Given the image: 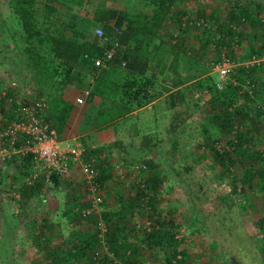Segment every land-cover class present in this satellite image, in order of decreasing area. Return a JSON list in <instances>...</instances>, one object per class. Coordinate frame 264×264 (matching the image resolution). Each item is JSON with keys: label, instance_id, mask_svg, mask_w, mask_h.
Returning a JSON list of instances; mask_svg holds the SVG:
<instances>
[{"label": "trees", "instance_id": "16d2710c", "mask_svg": "<svg viewBox=\"0 0 264 264\" xmlns=\"http://www.w3.org/2000/svg\"><path fill=\"white\" fill-rule=\"evenodd\" d=\"M86 1L11 0L13 18L21 31L13 36L14 47L26 62L30 80L39 91L37 96H49V100L45 98L50 107L47 121L58 134L61 136L64 132L72 110V105L59 96V91H64L67 87L79 90L84 87V79L77 73L82 64H91L94 69L89 84L87 100L90 109L86 120H90V114L96 111V123L93 122L90 127L107 129L133 113L135 106L142 108L154 101L152 90L157 81L167 70L176 71V66L181 60L183 37L193 31L203 52L212 46L216 50L229 51L226 56L236 65L232 73L234 81L227 82L222 89L213 77L198 81L199 88H206L200 100L205 98L211 107V111L202 119L200 125L202 139L198 148L200 150L208 147L211 158L232 178L235 185L241 187V192L249 189L254 194L258 192L264 196V110L261 111L260 107L255 105L256 100L264 95V79L259 75V71L264 74V63L246 66L254 58L261 60L264 57V19L258 17L259 7L256 2L228 0V12L224 19L219 12L196 19L190 13L188 4L201 0H134V5L137 6L131 10L106 7V4L102 3L105 0H101V3L93 8L95 11L92 20L74 14L71 19L65 20L66 26H63L64 22H57V19L62 15L66 16L67 12L78 13L83 10L90 14L92 5ZM62 7L65 11H62ZM93 27L101 28L110 38L114 36V29L120 28V42L115 43L111 39L112 42L105 43L97 39L95 34L94 39H91ZM166 28L176 34L164 33ZM177 34L180 35L179 40ZM248 36L251 38L248 53L238 63L233 62L236 59L233 55L235 46L242 45ZM109 48L116 50V56L108 67L101 71L95 67L93 60L101 58ZM195 77L196 75L193 79ZM171 78V83L165 90L170 93V103L177 112L178 107L186 102L183 90L186 81L179 75ZM53 84L58 88L56 87L57 93L51 95L47 88ZM245 86L247 89L243 90ZM6 94L4 99L0 100V108L9 124L16 120L15 111L21 103L17 101L14 92L8 91ZM9 98L14 102L12 107L6 110L3 106ZM241 100L244 101L241 103ZM96 105L98 107H95ZM178 126L176 122H171L167 129L168 134L164 137L172 143L174 153L178 151L180 142L175 130ZM22 141L23 138L18 140L17 148L24 146ZM159 144L154 143L152 137L145 136L136 148V151L142 153L141 158H144L149 167V176L135 186V195L122 196L118 210L104 215L108 224L112 222L106 232L105 244L110 246L117 259L106 257L99 264H142L141 258L150 252H161L164 264H192L189 249L186 247L187 238L179 237L180 228L176 220L166 215L158 206L159 192L166 175L150 157L151 151L159 147ZM113 146L122 148L123 143ZM104 151L105 149L101 148L87 151V160H99L98 157ZM182 158L187 156L184 154ZM204 158L207 156L202 155L194 161L193 166L187 165L182 171L190 172L199 160ZM33 160L34 154L31 152L13 155L6 161V166L14 168L19 174L22 172L26 177L34 167ZM146 169V166L141 167V172ZM236 169L241 172H235ZM106 177L99 176L101 185ZM59 180L61 178L56 175L52 177V183L58 184ZM46 186L48 185L44 180L34 186L25 183L20 189L19 199L39 195ZM143 213H149L150 228L136 235L135 229L129 230L127 224L123 225L122 221L126 218L131 219ZM113 214L119 216L118 220H114ZM81 218L84 219L83 216ZM87 218L84 220L92 221L93 217ZM253 225L262 236L261 250L264 258V218H258ZM97 238L87 236L84 242L75 245L66 253L55 251V263L60 264L64 260L71 264L81 263L87 259L88 264H93V253H98L101 247ZM58 259L60 261H57ZM144 259H147V256Z\"/></svg>", "mask_w": 264, "mask_h": 264}, {"label": "rangeland", "instance_id": "374dc122", "mask_svg": "<svg viewBox=\"0 0 264 264\" xmlns=\"http://www.w3.org/2000/svg\"><path fill=\"white\" fill-rule=\"evenodd\" d=\"M249 1L256 2L259 7L258 17L264 19V0ZM86 3L92 5L90 14L83 10L78 13L67 12L66 16L62 15L57 22H64V26L65 20L71 19L74 14L92 20L95 11L93 8L101 3V0H87ZM102 3L106 4V7L120 10H131L137 6L134 5V0H105ZM228 7V0H201L188 4L190 13L196 19L206 18L215 12H219L224 19ZM62 11H65L64 7ZM12 13L11 0H0V100L4 99V94L12 91L21 103L25 96L33 99L38 97L39 91L30 80L24 58L14 47L13 36L19 33L20 27ZM94 30L93 27L91 39H94ZM164 33L176 34L167 28ZM177 35L179 40L180 35ZM249 40L251 38L248 36L242 45L235 46L233 55L236 59L233 62L238 63L248 53ZM182 46L181 60L176 66V71L167 70L152 90L154 101L142 108L135 106V110L128 117L107 128L105 135L109 138L108 142L97 144L82 137L72 141L83 145L88 152L105 149L98 157L99 160L94 161L91 158L100 173L99 176H107L102 183L103 204L98 207V213L92 215V221H85L88 218L82 219V213H79L90 205L85 177L80 166L73 167L70 174L62 177L58 184L46 186L41 194L22 199L23 201L19 199L20 189L26 181L25 176L22 172L19 174L14 168L6 166L8 159L20 154L15 153V149L19 148L9 145L0 129V264H56L55 251L66 253L75 245L84 242L87 236H97L101 243L98 253H93V264H99L106 257L117 259L110 246L105 244L107 236L99 229V223L102 222L108 231L112 222L108 224L104 215L118 210L122 196L135 195V186L148 178L149 167L144 158H141L142 153L136 151L145 136L152 137L154 143H160L159 147L151 151L150 157L166 175L159 192L158 206L166 215L176 220L180 228L179 237L187 238L186 247L190 252V262L264 264L262 236L253 225L258 218H264V196L258 192L254 194L249 189L241 192V187L235 185L232 178L211 158L208 147L200 150L198 148L202 139V119L211 111L205 98L200 100L206 88H199L198 81L213 77L221 89L227 82L234 81V76L226 81L222 80L217 68L229 59L226 56L229 51L216 50L212 46L203 52L193 31L184 35ZM263 63L264 57L250 62L249 66ZM93 70L91 64H82L77 71L84 79L80 98L86 102ZM176 75L186 81L183 87L186 102L178 107L177 112L174 111L170 96H166L168 92L165 90L171 83V77ZM195 75L199 77L193 79ZM259 75L264 79L263 72L259 71ZM15 81L18 86L13 91L11 85ZM56 87L55 84L48 86L47 92L51 95L57 93ZM246 87L243 90H246ZM45 98L49 100V96ZM154 102L156 104H153ZM12 105L7 106L5 102L3 107L9 110ZM255 105L259 106L261 111L264 110V95L256 100ZM90 116L91 119L86 120L87 126L96 123V111ZM173 121L179 125L178 128L175 127L177 138H180L176 153L173 152L172 143L164 139ZM4 125L7 126V122ZM95 129H88L93 136L103 132ZM101 141L105 142L106 139ZM120 142L123 143L122 148L113 146ZM184 154L187 156L185 159L182 158ZM202 155L207 158L200 159L193 170L187 173L182 171L187 165L193 166L194 161ZM143 166L147 167L145 172H141ZM238 171L240 169L235 172ZM15 194L19 197L14 196ZM113 215L114 220H118L119 216ZM148 216L149 213H143L131 219L126 218L122 223L127 224L129 230L135 229L137 235L150 228ZM146 256L147 259H144ZM146 256L141 258L142 264H164L161 252H150ZM67 261H61L60 264H71ZM72 264H88V261L86 259L84 262Z\"/></svg>", "mask_w": 264, "mask_h": 264}, {"label": "built area", "instance_id": "2783aa9c", "mask_svg": "<svg viewBox=\"0 0 264 264\" xmlns=\"http://www.w3.org/2000/svg\"><path fill=\"white\" fill-rule=\"evenodd\" d=\"M95 37L105 43L112 40L115 43L120 42L122 31L120 28L114 29L112 38L105 35L101 28L95 29ZM112 39V40H111ZM118 45V44H116ZM116 50L109 48L104 51L101 58L94 59V65L99 70L106 69L114 60ZM256 59L254 58L253 61ZM250 63V62H249ZM249 63L246 66H249ZM236 65L229 60L217 68L221 73L222 80L232 78V73ZM12 90L18 86V82L12 83ZM7 94H4L6 96ZM14 100L7 99V106L12 105ZM49 103L44 97L28 98L23 97L21 105L16 109V120L4 125L7 121L5 114L0 111V129L5 141L12 147H16L18 140L23 138V147L15 153L25 154L31 152L34 154V167L25 177V183L28 186H34L37 182L44 180L47 185L52 184L54 175L62 178L70 174L72 167L80 166L85 177L86 188L88 191V200L90 205L81 210L84 218L98 213V207L103 204L102 185L98 181L99 171L93 161L87 160V150L81 144H75L72 141H62L57 130L47 121L49 113ZM19 197L18 195H14ZM79 209H77L78 211ZM99 229L107 232L102 222L99 223Z\"/></svg>", "mask_w": 264, "mask_h": 264}, {"label": "crops", "instance_id": "0c3cea01", "mask_svg": "<svg viewBox=\"0 0 264 264\" xmlns=\"http://www.w3.org/2000/svg\"><path fill=\"white\" fill-rule=\"evenodd\" d=\"M80 92L81 91L79 89H75L72 87H67L64 89V91H59V94H60L59 96L63 98L64 101L72 105V110H71L69 119L67 121V125L64 129V132L62 133L61 136L58 134L60 139L62 141H73V140H77L80 137H82V138H85V140L86 139L93 140L97 144H102L101 142L103 143L108 142L109 138H107L105 135V133L107 132L105 131L106 128L105 129L96 128L95 130L97 131L103 130V132H101L100 134H95L94 136L92 135V132L88 130L91 128L89 125L88 126L86 125V114L90 109L89 103L88 101L86 102L80 98L81 97L79 94ZM167 94L168 95L166 96H169L170 93H167ZM153 104H156V102H154ZM102 139H106V141L105 142L101 141ZM91 146H95V145H91Z\"/></svg>", "mask_w": 264, "mask_h": 264}, {"label": "water", "instance_id": "95a60500", "mask_svg": "<svg viewBox=\"0 0 264 264\" xmlns=\"http://www.w3.org/2000/svg\"><path fill=\"white\" fill-rule=\"evenodd\" d=\"M176 101L178 102V97L176 96Z\"/></svg>", "mask_w": 264, "mask_h": 264}]
</instances>
